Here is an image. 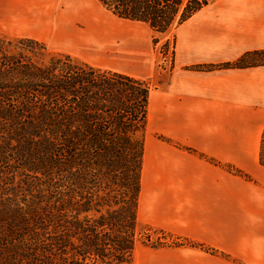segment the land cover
I'll return each instance as SVG.
<instances>
[{
    "label": "trees",
    "instance_id": "16d2710c",
    "mask_svg": "<svg viewBox=\"0 0 264 264\" xmlns=\"http://www.w3.org/2000/svg\"><path fill=\"white\" fill-rule=\"evenodd\" d=\"M96 1L121 20L147 25L155 36L208 3ZM13 42L27 53L47 52L38 41L4 37L0 51ZM57 56L65 63L40 67L31 55L0 57V264H133L149 85ZM256 66H264V50L217 67ZM259 164L264 167V128ZM22 169L36 179L25 191L18 186ZM38 179L44 184L34 187ZM112 185L118 198L107 195Z\"/></svg>",
    "mask_w": 264,
    "mask_h": 264
},
{
    "label": "crops",
    "instance_id": "0c3cea01",
    "mask_svg": "<svg viewBox=\"0 0 264 264\" xmlns=\"http://www.w3.org/2000/svg\"><path fill=\"white\" fill-rule=\"evenodd\" d=\"M26 14L19 26L34 38L82 26L81 43L99 39L78 7L44 4ZM163 36L173 41L167 77L154 87L133 77L149 85L137 227L211 253L136 243L133 264H264V66L217 67L264 50V0H208Z\"/></svg>",
    "mask_w": 264,
    "mask_h": 264
},
{
    "label": "rangeland",
    "instance_id": "374dc122",
    "mask_svg": "<svg viewBox=\"0 0 264 264\" xmlns=\"http://www.w3.org/2000/svg\"><path fill=\"white\" fill-rule=\"evenodd\" d=\"M44 4L59 5L61 10L69 6L84 10L89 24L93 25L99 39L81 43L79 37L87 35L89 31V28L82 26H76L73 33L66 32L61 36L53 35L50 38H34L28 35L19 28L22 20L28 19L26 10L39 8ZM0 37L10 41L32 39L42 43L47 51L46 54L34 48L32 53H27L25 51L27 48L13 42L11 45H5L6 49L0 51V57L3 54L18 57V53L24 57L31 55L32 61L40 67L51 66L56 63V60L65 63L63 58L57 56L61 53V55H71L72 58L94 67L120 71L139 79H154L152 82L149 80L153 87L158 85L159 79L167 77L172 64L171 36L169 38L163 35L155 36L145 24L123 21L105 10L96 0H0ZM154 37L157 38L156 43H153ZM165 43H168L167 49L163 47ZM27 173L29 172L25 170L19 173L21 177L18 179L21 182L18 186L21 191L28 189L29 183L33 185L32 181L36 180L29 178L35 175ZM42 181L43 179H38L34 187L43 185ZM118 192H120L119 189L112 185L107 195L118 198L119 195L116 194ZM136 234V243L142 246L159 248L177 244L175 239L166 233L153 230L143 224L137 227Z\"/></svg>",
    "mask_w": 264,
    "mask_h": 264
},
{
    "label": "bare ground",
    "instance_id": "6f19581e",
    "mask_svg": "<svg viewBox=\"0 0 264 264\" xmlns=\"http://www.w3.org/2000/svg\"><path fill=\"white\" fill-rule=\"evenodd\" d=\"M54 24H56V20H55ZM19 28H20V27H19Z\"/></svg>",
    "mask_w": 264,
    "mask_h": 264
}]
</instances>
